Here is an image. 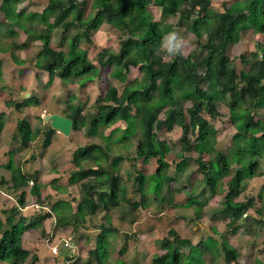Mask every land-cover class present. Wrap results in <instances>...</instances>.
<instances>
[{"label":"trees","instance_id":"1","mask_svg":"<svg viewBox=\"0 0 264 264\" xmlns=\"http://www.w3.org/2000/svg\"><path fill=\"white\" fill-rule=\"evenodd\" d=\"M24 1L2 0L0 8L4 10L6 19L12 23L8 30V37L11 39L8 40L12 44L13 52L29 45L27 41L17 43L18 29L23 30L29 40L41 41L42 50L39 56L42 61L38 68L49 74L50 82L54 77L63 80H93L100 76L101 70L109 69L110 78L107 87L95 100L94 114L84 115L83 111L71 105L72 100L67 105L69 112L66 117L73 121V131L87 129L90 135L98 136L101 130L120 122L126 125L124 128H114L109 135H101L105 147L93 143L79 147L74 152L72 162L77 170L72 173L71 182L80 185V199L76 209L64 201L61 202L62 208L59 203L52 207L59 213L57 227H72L77 233L88 216L99 210L109 212L110 209L119 207L122 202L137 210L147 209L150 189L144 188V185L149 181L155 182V200L163 202L161 193L164 186L175 182L176 177L167 172L170 165L166 157L171 148L159 139L158 131H172L178 126L184 131V152L203 154L213 151L218 130L202 116V111L207 112L210 117H219L215 103L222 91L229 93L227 105L231 121L237 130L234 137L237 150L230 155V161L239 166L228 184L223 212L232 218V226L248 214L254 206V200L250 198L239 202L237 199L242 193L245 180L253 178L259 167V162L251 159L262 155L259 137L255 132L257 122L254 114L264 108V45L258 44L257 51L253 54L252 72L240 74L228 55V48L239 43L249 30L264 35V0H261L262 4L260 0H241L242 9L237 14L230 11L211 13L212 0H94V11L87 18L82 13V7L87 5L88 0H49L41 19L45 24L50 15L55 14V18L52 24H45V29L39 32L33 26L26 25L23 20L24 11L17 10ZM150 2H154L166 15L178 16L182 23L188 22L187 28L198 38L202 53L188 57L178 55L164 60L160 45L167 30L162 22L153 20L147 9ZM104 23L129 32L131 36L119 42L117 52L110 49L100 51L98 68L88 58L87 50L81 49L80 44L83 41L91 43L92 32ZM70 27L79 28V32L71 38L70 50L65 53L54 49L53 31L59 28L67 30ZM243 61L249 63V59L245 57ZM132 68L142 71L144 87L119 94L111 79L126 82ZM203 84L207 86V93L201 100L199 88ZM191 94L192 104L185 108L186 97ZM166 100H169V104L164 103ZM27 103L25 100L21 103L11 101L8 104L20 111ZM161 114H164L163 118L160 117ZM55 131L51 122L41 131L33 129L27 119L21 118L17 123L18 134H15V139L20 135L19 143L28 148L36 138L42 139L43 136L41 144L46 149L50 146ZM191 135L195 136L194 140H191ZM132 139L137 143L135 157L111 155L112 143L122 144ZM180 157L181 161L176 165V170L185 172L188 158L184 154ZM138 159H142L145 166L150 159H154L158 168L152 176L138 172L137 192L141 199H128L119 165L129 161L136 166ZM196 163L204 175V183L214 188L223 170L219 171L216 163L200 158ZM4 168L11 171L12 190L20 192L29 189L31 197H35L36 202L43 203V185L37 179L27 175L21 165L16 166L11 157ZM194 203L202 205L190 197L186 206ZM26 206L25 195L21 194L16 206L2 212L6 220L0 218V263L26 264L31 258V262L35 264L39 260L37 254H32L31 250L23 246L24 234L43 227L51 214L38 216L31 221L33 217L29 219L21 215V209ZM107 218L109 220L108 216ZM100 227L102 231L97 235L94 246L88 250L85 260H77L72 264H106L104 258L109 257L110 242L108 239L105 247L102 240L107 233L116 234L117 229ZM221 239L222 242H219L208 237L195 244L188 238H181L178 232L171 229L162 243L164 253L155 255L153 264H207L208 261L213 264L221 256V251L227 264L236 263L239 258L238 251L225 236ZM117 264H125V261L118 260Z\"/></svg>","mask_w":264,"mask_h":264},{"label":"rangeland","instance_id":"2","mask_svg":"<svg viewBox=\"0 0 264 264\" xmlns=\"http://www.w3.org/2000/svg\"><path fill=\"white\" fill-rule=\"evenodd\" d=\"M48 3L49 0H25L24 3L19 6V11H24L23 20L26 25L33 26L35 28L34 30L39 32L41 29H45V24H52L55 14L50 15L45 24H43L41 19L42 13ZM1 4L2 0H0V6ZM94 4V0H88L87 5L82 7V13L85 18L94 11ZM260 4H262L261 0ZM147 5V9L151 13L153 20L162 22L167 32L177 30L182 36L191 40V47L188 49V54L185 57L202 53L198 38L187 28L189 26L188 22L182 23L178 16L166 15V13L154 2H150ZM241 9V0H212L210 12L222 13L224 11H230L237 14ZM258 12H260V10H258ZM5 19V14L0 12V20L5 22ZM8 29H10V26H8ZM8 29H2L0 33L2 34ZM78 32L79 28L74 27H70L67 30L64 28L56 29L52 33V47L58 51L67 53L71 48V38ZM129 36H131L129 32L104 23L98 30L92 32V42L88 43L83 41L80 47L83 50H87L88 58L99 68L100 64L98 63V58L100 51L103 49H110L111 51L117 52L119 50V42L123 38ZM18 37L19 42L27 41L31 44V40H29V37L21 29L18 31ZM8 39H11L8 35L4 39L0 38L1 53L7 51L8 43H10ZM135 39L137 38L135 37ZM32 42L33 44L27 47L26 55L29 56L28 62L30 66H33L35 69L34 74L32 73L31 77L27 68L24 69L23 72L24 74H28V76L30 75L32 84H34L29 89L31 94L34 95V98L29 100L28 104L37 105V99L38 102L45 101V103L48 99L46 97L47 93H43V83L41 81L42 78H40L41 74L39 73L40 70H37L39 62L42 61V59L39 58V51L42 50V42L39 40H34ZM202 42H204V40H202ZM258 44L264 45V35L249 30L243 35L239 43L231 45L228 48V55L238 74L241 72H252L251 64L254 62L253 54L257 51ZM161 52L164 57L165 53L162 50ZM21 53V50L18 51L19 55ZM243 57L249 59L250 64L245 63ZM38 60L40 61L38 62ZM108 73L109 69H103L100 72V76L93 80H63L55 77L54 80H56V82L53 83L50 91V95L52 96L50 108L54 105H61L63 107L62 110L64 109L65 113H67L69 112V109H67L69 107H67V105L72 100L71 105L74 106L75 109L79 108L83 111L84 115L94 114L96 112L95 100L107 87L108 79L110 78ZM36 77L38 78L36 79ZM20 79L22 80L23 78ZM111 81L117 87L119 94L130 93L136 89L143 88L145 84L143 73L138 68L131 69L124 83L116 79H111ZM199 89L200 99L203 100L207 93L206 84H203ZM21 98L20 100L22 101L25 99L22 96ZM192 101L193 95H188L186 97L185 108L191 106ZM228 102L229 93L222 91L219 95V100L215 103L220 116L213 118L210 117L207 112L202 111V116L209 120L218 130L216 145L213 151H208L203 154L194 151L184 152L186 147L182 141L184 138V131L178 126L174 127L172 131H167L166 129L158 131L159 139L166 142L171 148L170 153L166 157L170 165L167 172L170 176L176 177L175 182L167 183L164 186L161 193L164 198L163 202L155 200V193L153 191L155 182L149 181L144 185V188L150 189V203L147 209L140 208L137 210L122 202L118 208L111 209L109 212L99 210L96 214L88 216L77 233L73 231L72 227L57 229V224L55 222L57 218V215H55L56 210L53 211L52 209L54 203H59V207L62 205V201L58 199L59 194H57L58 192L60 193V191H62V193H67L64 197H68V201L74 204L73 206L75 209L78 206L76 198L80 195V185L71 182V175L77 170L72 162L74 152L79 147L93 143L101 144V146L105 147V142L101 138V135H109L114 128H124L126 125L120 122L111 128L101 130L98 136L90 135L87 129L79 132L73 131V133L67 137L65 144H63L64 148L57 149L53 153H51V151H44L41 144L43 136H41L42 139L36 138L28 147L30 149L29 153L32 152L33 154L31 156L32 158H29V156L27 157L25 155L26 152H24L22 153L23 155L16 158L15 165H21L24 170H35V168H37L39 170L37 175L38 182L39 184H44L41 189V195L45 198L41 204L44 208L36 210L37 214L31 221H34L38 216L49 213V211L51 218L46 221L44 228L39 227L37 231L25 234V238L28 239L23 243V246L31 250L33 254H36L40 245L45 243V246L49 248L48 250L53 256L50 249L52 244L53 247L57 246L59 251L66 250L64 240L73 238L72 240L76 242L77 252L86 253V248L88 247L87 243L91 242V246H94L97 235L102 231L100 226L103 225L106 228L114 227L117 229L116 234L110 235L107 233L108 235L106 234V237L102 240V245L105 247L108 245V239L110 242L108 250L109 257L108 259L107 257L104 258L106 264H117V261L121 259L125 261V264H153V257L164 253L162 243L165 238L168 237L169 231L172 229L178 232L181 238H188L195 244L204 241L208 237H213L219 242H222L221 237L225 236L227 241L239 254L237 262L233 264H264V108L259 109L254 114L255 122H257L255 132L259 137L262 155L261 157L254 156L251 160L258 161L259 167L253 178L245 180L242 193L237 199L239 202H244L252 198L254 200V206L249 210L247 215L237 223H233L234 226H232V218L230 215L223 212V204L224 197L228 190V184L239 166L236 163L232 164L230 161V155L237 150V146L234 143L237 130L231 121V114L227 105ZM164 103L169 104V100H166ZM44 111L45 110H43L42 113H44ZM25 112L28 113L31 126H33L34 129L36 128L37 130L43 131L45 127L42 123L44 118L42 119L41 117L34 116L33 110L30 112L28 109ZM160 117L163 118L164 114H161ZM14 122L16 123L15 120L13 123ZM10 130L9 137L10 140L13 141L12 146L21 145L19 143L20 135H17L15 139V134H18L17 128L14 126ZM194 139L195 136L191 135V140ZM136 146L137 143L133 141V139L122 144L112 143L111 155L135 157ZM181 154H184L188 158V167L185 172H178L176 170V165L181 161ZM57 155L60 157L57 158ZM25 157L28 158L27 161H23ZM198 158L206 162H214L219 171H221V169L223 170V174L215 183L214 188L204 183V175L200 172L196 163ZM157 168L158 165L154 159H150L147 166L143 164L142 159L137 160L136 166H133L129 161L119 165V170L123 174V182L126 187L128 199H141L140 194L137 192L139 183L136 181V177L138 176V172H142L145 176H152ZM38 170H36V172H38ZM7 173L8 172L4 173V175L12 182L11 175L8 176L10 173ZM0 178L3 177L0 175ZM31 185L32 183H30V186ZM1 186L0 190H5V193H1L0 191V218L2 220H6L5 214L2 212L16 206L21 194L25 195L27 209H30L27 212L28 214L34 212L32 210V208L34 209V205H39V203L36 202V198L31 197L29 189H23L22 192H17L11 190L10 187L7 190L6 187L1 188ZM190 197L201 202L202 205L194 203L189 207L186 206ZM72 198H74V201ZM40 212H43V214ZM234 228H236V230H234ZM52 236L53 238H51ZM49 237L50 239L47 240ZM85 238H88V241ZM75 255L77 258H81V255ZM72 256L76 258L74 255ZM59 257L60 256L54 257L57 261H54L52 264H65L66 261L72 262V260H74L70 257L68 260ZM29 263H32L31 260ZM38 263L47 264V261L44 263L39 261ZM207 264L211 263L208 261ZM213 264H227L222 251L221 256Z\"/></svg>","mask_w":264,"mask_h":264},{"label":"crops","instance_id":"3","mask_svg":"<svg viewBox=\"0 0 264 264\" xmlns=\"http://www.w3.org/2000/svg\"><path fill=\"white\" fill-rule=\"evenodd\" d=\"M17 10L19 12V8ZM0 12L3 13V11L1 9H0ZM8 26H10V29H11L12 23L10 21H8L7 19H5V22L0 20V32L2 29H8ZM10 29H8V30H10ZM8 30H6V32H4L2 34L0 33V38L4 39L9 33ZM18 31H19V29H18ZM32 41H34V40H31V44H33ZM17 43L18 44L23 43V42H19V37H18ZM31 44H29L28 46H31ZM18 51H20V50H17L14 52L12 51V44L10 42V43H8L7 51L5 53L0 52V175H1V177H3V178H0V180H1L0 186L5 185V186H1V188L6 187L7 190L12 185V182H10V179L6 178L7 176L4 175V173H6V172L10 173L8 176L11 175V179H12V174H11V171L4 168V165H6L10 161V157L15 162L16 158L19 157L20 155H23L22 153H24V152H26L25 155L27 157L29 156V158H32L31 156L33 155L32 152L29 153V150H30L29 148H24L19 144L12 146L13 141H11L10 137H9V133L11 131L10 129L13 128L14 126H15V128H17L18 120L21 118L27 119L29 121L28 113L25 112L28 109L30 112L33 110L34 116L41 117V118H42V114H43L42 111L45 110L44 112L47 113L48 118H45V119L42 118L43 119L42 123L44 126L48 125V123L50 122L49 117H51L52 115H61V116L66 117L65 110L64 109L62 110L63 107L61 105H54V106H52V108H50L51 107V101L50 100L52 97L50 95V91H51V87H52L53 83L56 82V80L53 79V81L50 82L49 74L45 71L40 70L38 68V66H37V70L38 71L40 70L39 71V73L41 74L40 78H42L41 81L43 83V85L41 84L42 88H43V93L44 92L47 93L46 97L48 100L46 101V103H45V101L44 102L39 101L37 103V105L27 103V105L24 108H22V110H20V111L16 110L12 104H10V105L8 104V103H11V101L21 103V102H24L25 100L29 101V99L34 98V95L31 94L29 89L31 88L32 85H34V84H32V80L30 78L32 77V73L34 74L35 69L33 68V66H30V63L28 62L29 56L26 55L27 54V47L25 49H21L22 53L20 55L18 54ZM13 54H15V57L17 59H15ZM39 58H41V57L39 56ZM39 61L40 60H38V62ZM40 63L41 62H39V64ZM27 64H29V65H27ZM26 68L30 72L31 77H30V75L28 76V74H24L23 70ZM25 73H27V72H25ZM20 78H23V79L21 80ZM37 78L38 77H36V79ZM45 83H46V85H45ZM21 96L25 98V99H23V101L20 100V99H22ZM52 101H54V100H52ZM56 103H58V102H56ZM23 110H25V111H23ZM1 116H2V118H1ZM14 120L16 121V123L14 122L15 124L13 123ZM38 121H39V119H38ZM32 128L34 129L33 126H32ZM71 133H73V130ZM67 137L68 136H65L64 134H62L58 131H55L54 135L52 136V141H51L50 146L48 148L44 149V151L45 152L51 151V153H53L57 149L64 148L63 144H65V142L67 141ZM10 153H11V155H10ZM27 157H25L23 161H27L28 160ZM58 157H60V156L57 155V158ZM36 170H38V169L37 168H35V170H33V169L32 170H29V169L26 170L25 169L24 172L27 175H29L30 177H32V179H37V182H38L39 180H38L37 175L39 173V170H38V172H36ZM2 180H4V182H2ZM10 189H11V187H10ZM0 191H1V193H5V190H3V189H1ZM22 191H20V192H22ZM57 194H59L58 199L60 201L70 203L72 206L74 205V204H72V202L68 201V197L67 198L64 197L67 195V193H62V191H60V193L58 192ZM42 198L45 199L44 197H42ZM73 199L74 198H72V200ZM76 199H77V203H78V201L80 199V195L77 196ZM39 205H40V207L44 208V206H42L40 203H39ZM55 205H56V203L53 204V206H55ZM112 209H114V208H112ZM29 210L30 209H27V206L24 209H21V215H23L29 219L32 217H35V215L37 214L36 213L37 211L32 208V210L34 212L28 214L27 212ZM53 211H55V210H53ZM57 212L58 211L55 212V215H57V218L55 221L56 223H57V219L59 218L58 217L59 213H57ZM22 213H24V214H22ZM40 213L43 214V212H40ZM49 213H50V211H49ZM47 220H49V218ZM50 220H52V219H50ZM3 221H5V220H3ZM46 221L43 224V228L46 224ZM101 226H103V225H101ZM56 228L59 229V227H56ZM35 231H37V229L29 230L25 234L30 233V232L32 233ZM51 238H53V236ZM27 239L28 238H25V236H24L23 243L26 242ZM48 239H50V237L47 238V240ZM71 239H73V238H71ZM85 239L88 241V238H85ZM73 243H74V247L76 249L75 253H73L72 248H69V247L67 248L65 246L66 250H60L59 251V248H58V253L54 254L52 252L53 256L50 253V251L48 250L49 248L47 246H45V243L43 245H40L39 250L37 249L38 252L36 253L39 260L35 264H39L38 263L39 261L43 262V263L45 261H47V264H52L54 261H57L55 259L57 256H60L59 258H62V259L64 258V259L68 260L69 257L73 258L72 255H74V257H76L75 254L81 255V258H77V257L73 258L74 260H72V263L76 262L79 259H80V261H84L85 258L87 257V251L90 248H92L91 242L87 243L88 247L86 248V253L77 252L76 242L74 240H73ZM52 248H53V244H52V247L50 248L51 251H52ZM30 260L31 259H29L26 264H30L29 263ZM66 262H71V261H66ZM1 264H5V263H1Z\"/></svg>","mask_w":264,"mask_h":264},{"label":"clouds","instance_id":"4","mask_svg":"<svg viewBox=\"0 0 264 264\" xmlns=\"http://www.w3.org/2000/svg\"><path fill=\"white\" fill-rule=\"evenodd\" d=\"M191 47V40L182 36L179 31L173 30L167 32L161 41L160 49L165 53L163 59L168 60L175 56H186L188 49ZM72 251L75 253L76 249L72 246Z\"/></svg>","mask_w":264,"mask_h":264},{"label":"water","instance_id":"5","mask_svg":"<svg viewBox=\"0 0 264 264\" xmlns=\"http://www.w3.org/2000/svg\"><path fill=\"white\" fill-rule=\"evenodd\" d=\"M51 122V127L64 134L65 136H69L73 130V121L68 119L67 117L61 115H52L49 117Z\"/></svg>","mask_w":264,"mask_h":264},{"label":"built area","instance_id":"6","mask_svg":"<svg viewBox=\"0 0 264 264\" xmlns=\"http://www.w3.org/2000/svg\"><path fill=\"white\" fill-rule=\"evenodd\" d=\"M42 118H44V119H45V118H48L46 112H44V113L42 114ZM40 208H42V207H40L38 204H37V205H34V209H35V210H40ZM64 241H65V246H66V247L72 248V246H74V243H73V240H72V239H67V240L65 239ZM52 252H53L54 254L58 253V247H57V246L53 247V248H52ZM65 264H72V262H66Z\"/></svg>","mask_w":264,"mask_h":264}]
</instances>
